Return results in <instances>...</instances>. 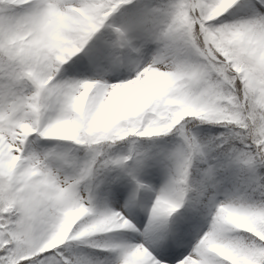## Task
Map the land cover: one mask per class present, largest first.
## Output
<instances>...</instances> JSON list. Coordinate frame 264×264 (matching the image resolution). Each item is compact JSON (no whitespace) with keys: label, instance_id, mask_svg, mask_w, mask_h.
<instances>
[{"label":"snow or ice","instance_id":"snow-or-ice-1","mask_svg":"<svg viewBox=\"0 0 264 264\" xmlns=\"http://www.w3.org/2000/svg\"><path fill=\"white\" fill-rule=\"evenodd\" d=\"M0 264H264V0H0Z\"/></svg>","mask_w":264,"mask_h":264}]
</instances>
